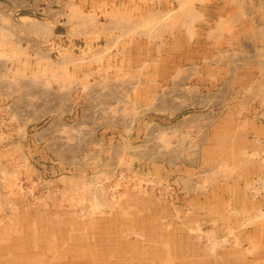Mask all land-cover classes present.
Returning <instances> with one entry per match:
<instances>
[{
	"label": "rangeland",
	"instance_id": "374dc122",
	"mask_svg": "<svg viewBox=\"0 0 264 264\" xmlns=\"http://www.w3.org/2000/svg\"><path fill=\"white\" fill-rule=\"evenodd\" d=\"M168 3L79 40L0 7V264H213L264 225V73L206 47L220 0Z\"/></svg>",
	"mask_w": 264,
	"mask_h": 264
},
{
	"label": "crops",
	"instance_id": "0c3cea01",
	"mask_svg": "<svg viewBox=\"0 0 264 264\" xmlns=\"http://www.w3.org/2000/svg\"><path fill=\"white\" fill-rule=\"evenodd\" d=\"M164 0H0V7L3 4L19 15L20 19L32 20L33 31L42 29L46 32V27L57 24L60 29V37L67 40H79L81 38L95 39L101 33H107L109 28L102 27V16L112 14V23L123 25L126 29L123 34L130 31L132 22V11L139 12V9L147 7L151 2H163ZM184 0H168V4L178 2L180 5ZM194 1V0H193ZM212 0H203V4L208 6ZM189 7L195 9V2H188ZM192 5V6H190ZM91 8L89 12L84 11L82 18L73 19L71 9ZM217 17L211 20L213 11L204 7L202 12H193V17L204 19L209 22V31L205 33L208 44L206 47L218 45L221 56H246L255 62L252 71L264 73V0H220L216 5ZM56 9H59L58 20L54 19ZM123 9V10H121ZM78 14V11L76 10ZM124 13V14H123ZM34 16H45L37 20ZM196 21V20H195ZM194 21V22H195ZM111 23V24H112ZM103 28V31L100 29ZM106 29V30H105ZM249 60V59H248ZM248 70L249 68H245ZM249 71V70H248ZM261 87V86H260ZM261 89V88H260ZM188 182V181H187ZM249 233V234H248ZM239 231V236L235 238V246L228 247L227 243L215 233L207 234V239L214 248H217L218 255L213 257V264H264V225L258 226L251 232ZM230 241L229 239H227ZM251 240L253 255H247L244 251L243 243ZM231 242V241H230ZM255 250V251H254ZM211 258V257H210ZM163 259V258H162ZM161 259V260H162ZM205 262L211 263L208 258H202ZM163 264H173L170 261L162 260ZM215 262V263H214ZM161 264V262H157Z\"/></svg>",
	"mask_w": 264,
	"mask_h": 264
}]
</instances>
